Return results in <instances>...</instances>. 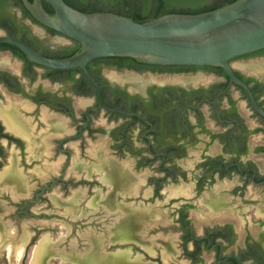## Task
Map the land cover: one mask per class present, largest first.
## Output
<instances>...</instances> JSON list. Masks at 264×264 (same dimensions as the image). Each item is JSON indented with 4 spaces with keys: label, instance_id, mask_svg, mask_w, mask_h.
<instances>
[{
    "label": "flooded vegetation",
    "instance_id": "flooded-vegetation-1",
    "mask_svg": "<svg viewBox=\"0 0 264 264\" xmlns=\"http://www.w3.org/2000/svg\"><path fill=\"white\" fill-rule=\"evenodd\" d=\"M2 36L74 45L23 0H0ZM251 57L231 61L248 93L220 66L103 56L97 95L1 42L0 264H264V63L233 64Z\"/></svg>",
    "mask_w": 264,
    "mask_h": 264
},
{
    "label": "water",
    "instance_id": "water-1",
    "mask_svg": "<svg viewBox=\"0 0 264 264\" xmlns=\"http://www.w3.org/2000/svg\"><path fill=\"white\" fill-rule=\"evenodd\" d=\"M23 1L40 24L78 41L82 50L50 58L14 37L2 36L0 43L20 48L30 61L43 66L80 68L97 95L100 90L87 65L103 56L140 58L150 64L220 66L251 93L235 75L231 61L264 49V0H235L206 12L167 13L146 22L112 11L84 12L65 0ZM43 1L55 15L45 9Z\"/></svg>",
    "mask_w": 264,
    "mask_h": 264
},
{
    "label": "trees",
    "instance_id": "trees-1",
    "mask_svg": "<svg viewBox=\"0 0 264 264\" xmlns=\"http://www.w3.org/2000/svg\"><path fill=\"white\" fill-rule=\"evenodd\" d=\"M69 5L84 12L112 11L146 22L167 13H201L220 8L235 0H65ZM45 8L55 14L52 6L44 1ZM74 40L70 47L73 55L82 49Z\"/></svg>",
    "mask_w": 264,
    "mask_h": 264
},
{
    "label": "rangeland",
    "instance_id": "rangeland-1",
    "mask_svg": "<svg viewBox=\"0 0 264 264\" xmlns=\"http://www.w3.org/2000/svg\"><path fill=\"white\" fill-rule=\"evenodd\" d=\"M40 29V32L42 33L43 32V29L42 28H39ZM58 41H61V42H63V41H65V38L64 37H55ZM262 61L263 63H264V57L263 58H254V57H251V58H249V59H246V60H236L235 61V64L234 65H238L239 63H243V62H250V63H254V62H257V61ZM199 74H201V72H199L198 73V75ZM1 234V233H0ZM3 254L1 253L0 254V262H2L3 263V256H2ZM21 262L19 261H13V260H10V264H20Z\"/></svg>",
    "mask_w": 264,
    "mask_h": 264
},
{
    "label": "bare ground",
    "instance_id": "bare-ground-1",
    "mask_svg": "<svg viewBox=\"0 0 264 264\" xmlns=\"http://www.w3.org/2000/svg\"><path fill=\"white\" fill-rule=\"evenodd\" d=\"M126 237H127V236H126ZM39 245H40V244H39ZM9 246H10V245H9ZM9 249H10V247H9ZM10 251H11V250H10ZM23 251H24V248H23V247H19V248L17 249V253H18L17 255H18V256H21V255L23 254ZM121 252H122V251H121ZM8 254H9V253H8ZM37 255H38V254H37ZM119 255H120V254H119ZM116 256H117V255H116ZM19 258H20V257H19ZM119 258H120V256H119ZM16 259H17V258H16ZM111 259H112V257H111ZM111 259H110V260H111ZM107 260H109V259H107ZM110 260H109V261H110ZM85 261H86V260H85ZM113 261H114V259H113ZM125 261H126V260H125ZM125 261H124V262H125ZM114 262H115V261H114ZM114 262H113V264H114ZM110 263H111V262H110ZM110 263H109V264H110ZM120 263H121V262H120ZM78 264H79V263H78ZM124 264H125V263H124ZM130 264H131V263H130Z\"/></svg>",
    "mask_w": 264,
    "mask_h": 264
}]
</instances>
